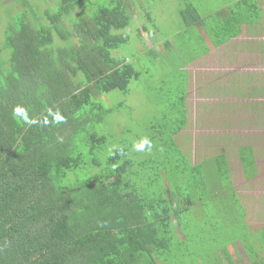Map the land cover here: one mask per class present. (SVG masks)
<instances>
[{"label": "trees", "instance_id": "16d2710c", "mask_svg": "<svg viewBox=\"0 0 264 264\" xmlns=\"http://www.w3.org/2000/svg\"><path fill=\"white\" fill-rule=\"evenodd\" d=\"M125 1L86 13L88 0H0V264H172L175 245L189 238L184 216L199 211L205 217V204L224 193L212 189L218 180L239 201L225 152L204 161L184 158V88L174 104L181 105L176 120L153 125V134L138 143L148 141L143 150L130 142L102 159L108 137L97 125L112 112L105 95L128 93L142 76L125 55L112 54L129 39L117 32L131 23ZM218 1L200 7L186 1L181 8L183 31L199 30L196 41L186 40L188 47H204L206 21L217 46L242 32L244 22L233 24L226 8L211 14ZM231 90L248 96L240 85ZM258 90L247 91L264 97ZM242 106L236 111L264 120V102ZM164 138L172 146L161 161L149 151ZM252 149H238L248 176L256 167ZM94 168L100 171L92 175ZM258 232L264 237V226ZM245 246L247 264H264V238ZM220 247L221 264H237L229 245Z\"/></svg>", "mask_w": 264, "mask_h": 264}, {"label": "rangeland", "instance_id": "374dc122", "mask_svg": "<svg viewBox=\"0 0 264 264\" xmlns=\"http://www.w3.org/2000/svg\"><path fill=\"white\" fill-rule=\"evenodd\" d=\"M2 1L7 3L11 0ZM113 1L88 0L87 6L79 9L90 13L98 6H111ZM186 1L199 7L201 3L212 2V0L203 2L202 0L125 1L131 23L117 32L127 34L129 39L124 47L113 50L112 54L125 55L141 71L142 76L132 81L128 93L114 90L105 95L106 106L112 108V112L107 116L106 123L97 125L98 131L108 137V142L100 154L102 159H105L118 145H129L130 142L136 145L143 136L152 135L153 125L176 120L181 105L174 106V104L179 99L180 90L184 88L187 98L188 128L182 130L179 135L180 143L186 152L184 158L189 155L193 162L204 161L225 152L231 168L232 184L239 201L232 199L231 187L221 188L220 180H218L212 189L214 192L223 189L224 193L217 199H213L214 201L205 204V214L202 213L205 217L199 218L197 216L199 211H196V215L189 212L184 216L183 225L186 227L189 238L175 245L172 264H221L223 259L220 253L223 252L220 246L225 244L229 245L231 255L237 264H247L250 260L244 251L247 248L245 245L262 243L264 238L258 232L264 226V141L258 137L261 135L264 138V120H251L252 115L247 111L231 109L228 95H224L227 100L224 99L223 102L227 105L226 110L221 108L224 104L212 105L210 109L203 106L197 69L199 68L197 55L203 47L196 50V47H188L186 44L189 38L193 41L198 39L199 30L192 28L183 31L186 27L184 25L180 27L183 22L180 10ZM52 3L55 4L54 1ZM218 6L222 8L224 3L219 0ZM3 25L4 20L0 17V40ZM165 42H169L168 46L161 53L162 43ZM153 48L157 54L155 50L152 51ZM191 53L195 55V60L187 63L186 59L193 57ZM260 64V62L257 63V66ZM238 99L239 103L244 102L240 100V97ZM244 103L246 105V102ZM214 108L216 110H212ZM205 134L208 135V139L204 138ZM232 135L234 139L227 142ZM219 136L221 141H216ZM154 145L156 147L150 149L149 155L164 161L167 151L171 150V143L164 138L162 145L161 141H156ZM167 145L170 146L163 148ZM245 145L253 147L252 154L256 157V167L254 170L251 169V176L244 173L239 156V147ZM142 154L145 153L140 152L141 156ZM193 154H196L197 159L193 157ZM175 158L180 160L183 157ZM99 171V168H94L89 172L95 175ZM187 184L189 185L186 182L185 186ZM196 197L200 198L198 191H196ZM243 237L247 240L242 241Z\"/></svg>", "mask_w": 264, "mask_h": 264}, {"label": "crops", "instance_id": "0c3cea01", "mask_svg": "<svg viewBox=\"0 0 264 264\" xmlns=\"http://www.w3.org/2000/svg\"><path fill=\"white\" fill-rule=\"evenodd\" d=\"M241 1L224 0V6L221 8H226L229 15H232L233 24L236 20L244 22L241 24L242 32L238 36L217 46L210 37L213 30L210 22L206 21L207 25L200 32L203 41L201 45L204 49L197 58L199 67L197 69L199 92L203 95L201 100L203 106H207L206 109H210L212 105H221L226 98L224 95L230 98L231 109L239 104L240 106L243 104L244 108V102L246 104L253 101L264 102L263 96L249 97L250 101L247 96H244L240 98L244 102L239 103L236 90H231V88L237 89L240 85L242 88L240 92L248 96H250L248 89L259 88V92L264 90V0H244L243 4ZM212 9L219 10L218 3L210 7L211 14H213ZM259 62L261 64L257 66ZM244 86L247 90L243 89ZM207 136L205 134L204 138ZM220 137L216 141H221ZM233 137V135L230 136V141L234 139ZM258 137L263 138L261 135ZM193 157L196 158V154H193ZM232 186L235 189L233 184Z\"/></svg>", "mask_w": 264, "mask_h": 264}, {"label": "clouds", "instance_id": "9594fccd", "mask_svg": "<svg viewBox=\"0 0 264 264\" xmlns=\"http://www.w3.org/2000/svg\"><path fill=\"white\" fill-rule=\"evenodd\" d=\"M148 143V141L147 140H145V141H143V143H141V144H138L137 145V148L139 149V150H143V148H144V145L145 144H147Z\"/></svg>", "mask_w": 264, "mask_h": 264}]
</instances>
